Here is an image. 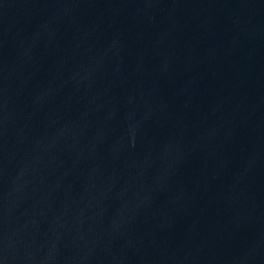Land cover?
Listing matches in <instances>:
<instances>
[{"label": "water", "instance_id": "water-1", "mask_svg": "<svg viewBox=\"0 0 264 264\" xmlns=\"http://www.w3.org/2000/svg\"><path fill=\"white\" fill-rule=\"evenodd\" d=\"M0 264H264V0H0Z\"/></svg>", "mask_w": 264, "mask_h": 264}]
</instances>
